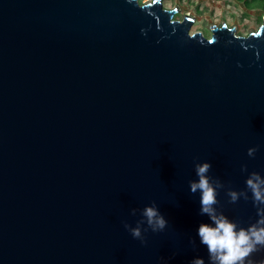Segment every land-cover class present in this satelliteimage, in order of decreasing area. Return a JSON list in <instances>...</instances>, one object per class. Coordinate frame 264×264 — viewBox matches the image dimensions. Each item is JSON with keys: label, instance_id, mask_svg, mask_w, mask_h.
I'll list each match as a JSON object with an SVG mask.
<instances>
[{"label": "water", "instance_id": "water-1", "mask_svg": "<svg viewBox=\"0 0 264 264\" xmlns=\"http://www.w3.org/2000/svg\"><path fill=\"white\" fill-rule=\"evenodd\" d=\"M134 3L0 0V264H207L194 163L235 190L264 175V22L244 37ZM153 201L169 224L142 245L123 222Z\"/></svg>", "mask_w": 264, "mask_h": 264}, {"label": "clouds", "instance_id": "clouds-1", "mask_svg": "<svg viewBox=\"0 0 264 264\" xmlns=\"http://www.w3.org/2000/svg\"><path fill=\"white\" fill-rule=\"evenodd\" d=\"M127 3L133 4L134 0H127ZM141 33L146 35L147 31L141 29ZM257 150L256 147H251L247 155L254 157ZM211 167L208 161L195 162L194 171L197 178L188 182L190 193L194 196L198 194L199 215L207 217V222L201 221L196 229L199 244L207 250V264H264V260L254 261L250 258L253 253L264 249V175L256 171L248 173L247 165H242L241 172L248 173L245 188L235 190L226 188L219 178L209 175ZM222 189H225L229 204H236L241 199L251 200L256 209V219L245 226L241 221L226 215L218 199ZM137 214L140 219L135 222V226L127 221L123 222V226L132 238L139 240L142 245L147 244L145 233H161L168 227L169 221L155 201L142 209L130 210L131 216L135 217ZM189 243L195 248V239H190ZM190 264H206V261L196 257Z\"/></svg>", "mask_w": 264, "mask_h": 264}, {"label": "rangeland", "instance_id": "rangeland-1", "mask_svg": "<svg viewBox=\"0 0 264 264\" xmlns=\"http://www.w3.org/2000/svg\"><path fill=\"white\" fill-rule=\"evenodd\" d=\"M154 0H139L143 5ZM166 10L179 8L175 20L185 16L196 19L195 26L234 28L238 36H248L259 30L264 22V0H162Z\"/></svg>", "mask_w": 264, "mask_h": 264}, {"label": "bare ground", "instance_id": "bare-ground-1", "mask_svg": "<svg viewBox=\"0 0 264 264\" xmlns=\"http://www.w3.org/2000/svg\"><path fill=\"white\" fill-rule=\"evenodd\" d=\"M195 24H196V22H195Z\"/></svg>", "mask_w": 264, "mask_h": 264}]
</instances>
